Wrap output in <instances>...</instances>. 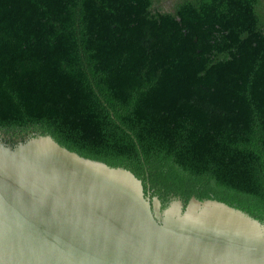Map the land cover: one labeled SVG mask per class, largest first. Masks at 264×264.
<instances>
[{
	"label": "trees",
	"instance_id": "trees-1",
	"mask_svg": "<svg viewBox=\"0 0 264 264\" xmlns=\"http://www.w3.org/2000/svg\"><path fill=\"white\" fill-rule=\"evenodd\" d=\"M163 1L0 0V133L264 224V0Z\"/></svg>",
	"mask_w": 264,
	"mask_h": 264
},
{
	"label": "water",
	"instance_id": "water-1",
	"mask_svg": "<svg viewBox=\"0 0 264 264\" xmlns=\"http://www.w3.org/2000/svg\"><path fill=\"white\" fill-rule=\"evenodd\" d=\"M0 264H264V224L217 200L163 209L128 169L0 133Z\"/></svg>",
	"mask_w": 264,
	"mask_h": 264
},
{
	"label": "rangeland",
	"instance_id": "rangeland-1",
	"mask_svg": "<svg viewBox=\"0 0 264 264\" xmlns=\"http://www.w3.org/2000/svg\"><path fill=\"white\" fill-rule=\"evenodd\" d=\"M179 0H164L163 1V6L165 9L167 10H172L173 7L175 6V4L178 2ZM8 138L10 137V139H12L11 136H7Z\"/></svg>",
	"mask_w": 264,
	"mask_h": 264
},
{
	"label": "flooded vegetation",
	"instance_id": "flooded-vegetation-1",
	"mask_svg": "<svg viewBox=\"0 0 264 264\" xmlns=\"http://www.w3.org/2000/svg\"><path fill=\"white\" fill-rule=\"evenodd\" d=\"M152 197V196H151ZM153 199V198H152Z\"/></svg>",
	"mask_w": 264,
	"mask_h": 264
}]
</instances>
